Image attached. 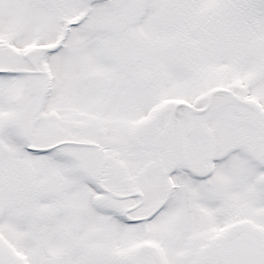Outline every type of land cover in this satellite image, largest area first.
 I'll return each mask as SVG.
<instances>
[{
    "label": "snow or ice",
    "instance_id": "snow-or-ice-1",
    "mask_svg": "<svg viewBox=\"0 0 264 264\" xmlns=\"http://www.w3.org/2000/svg\"><path fill=\"white\" fill-rule=\"evenodd\" d=\"M0 264H264V0H0Z\"/></svg>",
    "mask_w": 264,
    "mask_h": 264
}]
</instances>
